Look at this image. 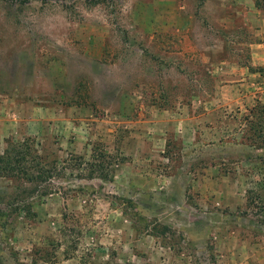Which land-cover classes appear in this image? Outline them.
<instances>
[{"label":"rangeland","instance_id":"obj_1","mask_svg":"<svg viewBox=\"0 0 264 264\" xmlns=\"http://www.w3.org/2000/svg\"><path fill=\"white\" fill-rule=\"evenodd\" d=\"M0 155V264H264V0H0Z\"/></svg>","mask_w":264,"mask_h":264},{"label":"trees","instance_id":"obj_2","mask_svg":"<svg viewBox=\"0 0 264 264\" xmlns=\"http://www.w3.org/2000/svg\"><path fill=\"white\" fill-rule=\"evenodd\" d=\"M43 1H48V0H43ZM254 111L250 110V114H248V116H251L253 114ZM259 138H261V136H259ZM263 139V138H262ZM0 162H6L5 160V156L4 155H0ZM3 168H0V170H2ZM34 178H37V176H34Z\"/></svg>","mask_w":264,"mask_h":264}]
</instances>
